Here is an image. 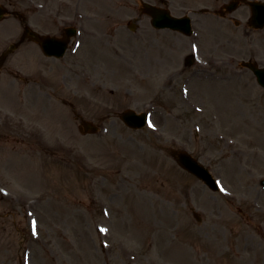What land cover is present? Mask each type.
<instances>
[{
    "label": "rangeland",
    "instance_id": "obj_1",
    "mask_svg": "<svg viewBox=\"0 0 264 264\" xmlns=\"http://www.w3.org/2000/svg\"><path fill=\"white\" fill-rule=\"evenodd\" d=\"M139 1L0 0V55L23 33L15 12L45 34L79 31L66 57L26 41L0 70V264H264V88L239 66L264 64V29L246 38L245 22L198 13L192 36L145 15L132 32ZM216 44L236 62L185 65ZM127 108L149 124L128 127ZM179 149L222 190L180 167Z\"/></svg>",
    "mask_w": 264,
    "mask_h": 264
},
{
    "label": "water",
    "instance_id": "obj_2",
    "mask_svg": "<svg viewBox=\"0 0 264 264\" xmlns=\"http://www.w3.org/2000/svg\"><path fill=\"white\" fill-rule=\"evenodd\" d=\"M147 12H150V14L156 19H161L159 18V14L162 13V11L156 7H153L151 5L146 6ZM5 9L0 5V18L4 17ZM160 25V24H159ZM75 32L74 29H69L68 30V35L73 34ZM29 34L30 39L36 40L39 42L42 47L45 49V52L49 55H57L61 56L64 54L66 47H67V42L66 40H60L56 38H50V37H40L38 36L37 33L27 30L26 32ZM249 67H251L255 73L256 76H258V80L262 83H264V69L258 68L255 64L253 63H246ZM129 126L135 127V128H140L142 127L145 122H146V115H137L134 111L132 110H126L122 114V118ZM84 126L81 127V131L83 132H95L97 130V127L93 125L90 122H84ZM85 127V129H84ZM178 160L181 165H183L185 168H188V170L192 171L193 173H196L200 178H203L206 180L208 183H210L211 186L216 187L215 182L212 176L208 174V171L200 164L197 163L195 159H193L188 153L186 152H179L178 153Z\"/></svg>",
    "mask_w": 264,
    "mask_h": 264
},
{
    "label": "flooded vegetation",
    "instance_id": "obj_3",
    "mask_svg": "<svg viewBox=\"0 0 264 264\" xmlns=\"http://www.w3.org/2000/svg\"><path fill=\"white\" fill-rule=\"evenodd\" d=\"M162 1V5H165V6H168V5H174V1L173 0H161ZM208 1V0H206ZM231 1L233 0H222V2L220 3V7L218 8H213L214 9V12H218L219 14H221L222 16H224L223 18L224 19H231V18H235L237 17V15H241V16H244V17H249L250 14H251V11H250V8L247 7L246 5H244L243 7L242 6H239L236 10H234L232 13H226V9L224 8V6L227 4V3H230ZM228 15V16H227ZM250 19V18H249ZM245 30H244V34L247 38V36L249 35V33L252 31V28H251V25H250V21L248 20V23H247V26L244 27ZM208 57L210 59H212L213 61H218L220 60L219 58L222 57V55H220L217 51H214L211 50L209 51L208 53Z\"/></svg>",
    "mask_w": 264,
    "mask_h": 264
}]
</instances>
